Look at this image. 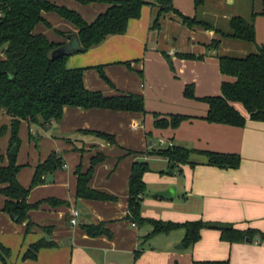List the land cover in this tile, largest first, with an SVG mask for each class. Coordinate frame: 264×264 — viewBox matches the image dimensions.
Instances as JSON below:
<instances>
[{"label":"crops","instance_id":"0c3cea01","mask_svg":"<svg viewBox=\"0 0 264 264\" xmlns=\"http://www.w3.org/2000/svg\"><path fill=\"white\" fill-rule=\"evenodd\" d=\"M92 22L108 8L99 0H48ZM176 12H162L157 28L155 9L142 5L125 31L65 59L67 68H82L87 90L106 96L139 94L143 111L64 106L58 121L38 126L20 120L15 147L17 182L30 185L35 166L54 153L63 164L49 173L52 180L31 188L26 201L36 204L26 221L17 222L3 210L0 194V244L9 250L0 264H264V121L249 118L238 102L233 107L245 118L243 126L204 119L203 98L221 94V83L233 81L219 70V56L243 58L264 47V0H170ZM32 32L59 45L77 28L53 11H43ZM182 16L193 20L186 24ZM251 23L254 40L232 37L230 21ZM216 44V45H215ZM103 75V76H102ZM191 96H186L184 90ZM183 115L175 128L155 127L157 118ZM6 141L0 146V166L8 163L11 117L0 109ZM99 134L109 135V142ZM168 144L195 150L189 163L169 169L167 159L148 152ZM200 151L236 154L235 168L210 165ZM93 157L87 187L110 197L76 196L77 169L85 172ZM134 161H146L140 206L144 218L175 223L201 220L239 230L248 237L226 241L219 230L203 227L198 239L183 247L184 229L148 238L151 227L127 218L128 178ZM0 184V189L3 187ZM169 187L174 195H155ZM76 209V224H70ZM100 225L109 235H89L84 226ZM39 240L50 245L34 258H23ZM179 246V247H178Z\"/></svg>","mask_w":264,"mask_h":264},{"label":"trees","instance_id":"16d2710c","mask_svg":"<svg viewBox=\"0 0 264 264\" xmlns=\"http://www.w3.org/2000/svg\"><path fill=\"white\" fill-rule=\"evenodd\" d=\"M88 2L91 0H81ZM108 3V8L100 13L92 22L86 23L78 13L63 6H57L48 0H0V109L11 117L9 148L18 146L17 128L20 120H26L34 125L45 126L50 121H58L64 106L80 108H106L122 111H143V98L139 94L117 93L106 96L99 91L87 90L82 81V68H67L63 55L50 58L51 50L59 44L49 41L43 34H34V26L42 21L43 11H53L71 22L77 28V36L83 51L98 45L106 37L122 34L131 18L139 15L142 5L155 9L151 25L157 28L158 16L162 12L176 10L170 0H99ZM201 0H194L198 4ZM183 22L191 24L194 21L182 16ZM232 37L247 41L254 40V29L251 23L239 18L230 21ZM216 45V44H215ZM219 70L230 76L233 81H223L221 94L203 98L208 105L204 119L208 122L243 126L245 118L232 105L240 103L249 118L264 121V47H258L257 52L243 58L219 56ZM103 76V75H102ZM186 87L184 94L191 96ZM185 119L183 115H171L168 119L157 118L155 127L175 128ZM5 128H0V135ZM109 142V135L99 134ZM195 150L179 145L159 147L148 152L149 155L161 156L167 159L169 169L175 164L189 163V155ZM206 162L221 168H235L239 157L236 154H224L210 151H200ZM100 157H93L89 168L76 174V196L92 199H110L107 195L91 190L87 182L92 173V166ZM62 160L51 153L35 166L34 173L27 188L16 180L19 166L15 164L14 155L8 156V163L0 166V189L6 200L3 210L14 216L17 222L26 221L29 228L27 212L36 207L26 201L31 188L43 183L44 177L62 166ZM149 171L146 161H134L128 178L127 218L134 224L150 225L151 230L146 238L167 233L176 228H183L182 246L193 244L199 237V230L211 227L219 230L220 238L226 241L248 237L252 229L239 230L231 226H220L201 220L175 223L144 218L140 214V206L145 184L143 173ZM84 229L89 235L106 234L109 232L100 225H86ZM50 243L39 240L29 246L23 258L32 259L39 248ZM9 250L0 244V260L9 256Z\"/></svg>","mask_w":264,"mask_h":264},{"label":"water","instance_id":"95a60500","mask_svg":"<svg viewBox=\"0 0 264 264\" xmlns=\"http://www.w3.org/2000/svg\"><path fill=\"white\" fill-rule=\"evenodd\" d=\"M66 39H67V42H65V43L59 45L58 47H56L55 49L51 50V52L49 53L50 58L53 59V58L60 57L63 55L69 56L71 54L83 51V47L80 44V41L78 39L77 34H72V33L67 34ZM8 154L9 155L15 154V146L14 145L11 147ZM51 180H52V176L50 174L45 177L46 182L51 181ZM155 195L158 197L164 198V199H170L174 195V188L169 187L166 190L158 191L155 193ZM11 217L14 220L16 219L14 216H11Z\"/></svg>","mask_w":264,"mask_h":264},{"label":"built area","instance_id":"2783aa9c","mask_svg":"<svg viewBox=\"0 0 264 264\" xmlns=\"http://www.w3.org/2000/svg\"><path fill=\"white\" fill-rule=\"evenodd\" d=\"M0 17H1V11H0ZM167 146H171V144H168ZM78 216V211L76 209L71 210V218L69 220L70 224L74 225L76 224V217ZM111 264V263H108Z\"/></svg>","mask_w":264,"mask_h":264},{"label":"rangeland","instance_id":"374dc122","mask_svg":"<svg viewBox=\"0 0 264 264\" xmlns=\"http://www.w3.org/2000/svg\"><path fill=\"white\" fill-rule=\"evenodd\" d=\"M1 120H3V117H0V125L2 124V121ZM18 138V137H17ZM4 140L6 141V139H5V137H4V134L2 133L1 135H0V146H1V148L2 149H4L3 148V142H4ZM19 140V139H18ZM9 148V147H8ZM11 148H9V150H10ZM9 150H8V152H9ZM14 157H15V154H14Z\"/></svg>","mask_w":264,"mask_h":264}]
</instances>
